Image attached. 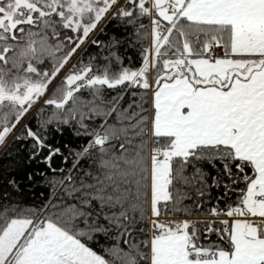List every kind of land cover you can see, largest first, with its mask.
I'll use <instances>...</instances> for the list:
<instances>
[{
  "label": "snow or ice",
  "instance_id": "6c2138e0",
  "mask_svg": "<svg viewBox=\"0 0 264 264\" xmlns=\"http://www.w3.org/2000/svg\"><path fill=\"white\" fill-rule=\"evenodd\" d=\"M0 264H264V0H0Z\"/></svg>",
  "mask_w": 264,
  "mask_h": 264
},
{
  "label": "trees",
  "instance_id": "16d2710c",
  "mask_svg": "<svg viewBox=\"0 0 264 264\" xmlns=\"http://www.w3.org/2000/svg\"><path fill=\"white\" fill-rule=\"evenodd\" d=\"M116 28H117V25L115 23H113L109 26V31H112ZM102 38H106V37H102ZM123 51L125 52L126 55L131 56L133 58V61H135L137 59V53L133 49L125 47L123 49ZM43 190H44L43 188L40 189V191H43Z\"/></svg>",
  "mask_w": 264,
  "mask_h": 264
}]
</instances>
